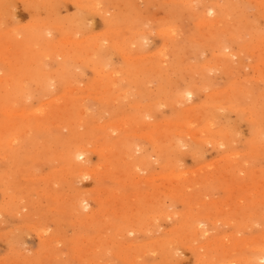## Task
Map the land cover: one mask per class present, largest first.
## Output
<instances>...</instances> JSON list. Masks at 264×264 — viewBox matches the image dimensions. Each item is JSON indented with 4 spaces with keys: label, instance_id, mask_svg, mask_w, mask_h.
<instances>
[{
    "label": "rangeland",
    "instance_id": "1",
    "mask_svg": "<svg viewBox=\"0 0 264 264\" xmlns=\"http://www.w3.org/2000/svg\"><path fill=\"white\" fill-rule=\"evenodd\" d=\"M88 2L1 0L0 264H264V0Z\"/></svg>",
    "mask_w": 264,
    "mask_h": 264
},
{
    "label": "bare ground",
    "instance_id": "2",
    "mask_svg": "<svg viewBox=\"0 0 264 264\" xmlns=\"http://www.w3.org/2000/svg\"><path fill=\"white\" fill-rule=\"evenodd\" d=\"M87 1H88V0H87ZM89 1H90V2H91V1L94 2V0H89ZM56 2H57V1H56ZM56 2H55V3H56ZM90 2H88V4H89L90 6L93 7L94 3H92V2L90 3ZM10 3H11V2H10ZM3 4H4V3H3ZM92 4H93V5H92ZM96 4H97V2H96ZM0 5H1V7H2L1 0H0ZM9 5H10V4H9ZM9 5H8L7 8H12V7H13V6L9 7ZM77 5H78V4H77ZM79 6H80V5H79ZM4 7H5V6H4ZM4 7L2 8V10L4 9ZM95 7H96V6H95ZM95 7H94V8H95ZM0 9H1V8H0ZM2 10H1V11H2ZM4 10H6V8H5ZM8 11L10 12L9 9H8ZM8 11H7V12H8ZM96 11H97V10H96ZM99 11H100V10H99ZM5 13H6V11H5ZM10 13H11V12H10ZM91 13H93V12H91ZM0 19H1V14H0ZM77 19H78V18H77ZM112 21H113V20H112ZM31 25H35V24H31ZM74 26H75V25H74ZM51 27H53V26H50V28H51ZM45 28H47V26H46ZM48 28H49V26H48ZM54 28H56V26H55ZM69 28H70V27H69ZM76 28H77V27H76ZM35 29H36V28H35ZM56 29H57V28H56ZM58 29H59V28H58ZM127 29H128V28H127ZM127 29H126V30H127ZM44 30H45V29H44ZM52 30H53V29H52ZM108 30H109V29H108ZM113 30H114V29H113ZM48 31H49V29H48ZM131 31L133 32V30H131ZM142 31H143V30H142ZM9 32H10V31H9ZM37 32H38V31H37ZM40 32H41V31H40ZM40 32H39V33H40ZM49 32H50V31H49ZM55 32H56V31H55ZM132 32H131V33H132ZM134 32H135V31H134ZM136 32L138 33L137 30H136ZM47 33H48V32H47ZM139 33H141V32H139ZM144 33H145V32H144ZM159 33H160V32H159ZM159 33H158V34H159ZM168 33H169V32H168ZM44 34H46V32H45ZM50 34H51V33H50ZM50 34H49V35H50ZM142 34H143V33H142ZM145 34H146V33H145ZM160 34H161V33H160ZM169 34H170V33H169ZM164 35H165V34H164ZM103 36H104V35H103ZM138 36H139V35H138ZM144 36H145V35H144ZM144 36H143V37H144ZM38 37H39V36H38ZM136 38H137V37H136ZM65 39H66V38H64V40H65ZM86 39H87V38H86ZM16 40H18V39H16ZM131 40H132V38H131ZM13 41H14V40H13ZM18 41H19V40H18ZM20 41H21V40H20ZM20 41H19V42H20ZM66 41H67V40H66ZM70 41H72L71 38H70ZM70 41H69V42H70ZM76 41H78V40H76ZM87 41H88V39H87ZM72 42H73V41H72ZM79 42H80V41H78V43H79ZM118 42H119V41H118ZM85 43H86V42H85ZM131 43H132V45H134L133 42H131ZM135 43H136V42H135ZM75 44L77 45V43H75ZM129 44H130V43H129ZM141 44H142V43H141ZM78 45H80V44H78ZM10 46H11V45H10ZM80 46L83 47V45H80ZM119 46H120V45H119ZM77 47H78V46H77ZM114 47H115V46H114ZM7 50H8V49H4V50H3L4 52H3V51L0 52V60H3V56H4V55H7V52H8ZM97 50H98V49H97ZM103 50H104V49H103ZM117 50H118V47H117ZM120 50H121V49H119V51H120ZM95 51H96V49H95ZM98 52H99V51H98ZM127 52H128V51H127ZM127 52H126V53H127ZM134 53H135V52H134ZM64 54H65V53H64ZM102 55H103V54H102ZM111 55H112V54H111ZM67 56H68V55H67ZM95 56H96V55H95ZM128 56H129V55H128ZM222 56L224 57V55H222ZM54 57H55V56H54ZM60 57H61V56H60ZM63 58H64V57H63ZM126 58H127V57H126ZM139 58H140V57H139ZM7 59H8V58H6L5 60H7ZM97 59H98V58H97ZM124 59H125V58H124ZM142 59H143V57H142ZM226 59H227V57H226ZM135 60H136V58H135ZM221 61H222V60H221ZM228 61H229V60H228ZM228 61L225 60V62H228ZM0 64H1V62H0ZM107 65H108V64H107ZM103 67H104V66H103ZM103 67H102V69H103ZM106 67H107V66H106ZM106 67H105V68H106ZM153 67H154V66H153ZM0 69H1V68H0ZM44 69H45V68H44ZM96 69H97V68H96ZM1 70H2V69H1ZM99 70H100V69H99ZM149 70H150V69H149ZM156 70H157V69H156ZM95 71H97V70H95ZM111 72H112V71H111ZM0 73H1V71H0ZM95 73H96V72H95ZM116 73H117V72H116ZM3 74H4V73H3ZM63 74H64V73H63ZM63 74H62V75H63ZM100 74H101V73H99V75H100ZM113 74H114V73H113ZM105 76H107V74H106ZM105 76H103V77H105ZM111 76H112V75H111ZM114 76H115V75H114ZM114 76H113V77H114ZM61 77H63V76H61ZM3 78H4V77H3ZM29 78H30V76H29ZM108 78H109V77H108ZM108 78H107V79H108ZM111 78H112V77H111ZM134 78H135V77H134ZM0 79H1V78H0ZM14 79H15V78H14ZM21 79H23V81H24V78H21ZM30 79H31V78H30ZM130 79H131V78H130ZM1 80H2V79H1ZM1 80H0V81H1ZM19 80H20V78H19ZM108 80H110V78H109ZM112 80H113V78H112ZM112 80H111V82H113ZM131 80H133V79H131ZM7 81H8V80H7ZM30 81H31V80H30ZM33 81H34V80H33ZM16 82H18V81H16ZM108 82H109V81H108ZM109 83H110V82H109ZM109 83H107V84H109ZM114 83H115V81H114ZM129 83H131V82H129ZM135 83H136V82H135ZM53 84H55V83H53ZM111 84H112V83H111ZM22 85H24V84H22ZM49 85H51V84H49ZM24 86H25V85H24ZM52 86H53V85H52ZM114 86H116V85H114ZM6 87H7V86H6ZM9 87H10V86H9ZM27 87H28V86H27ZM110 87H112V86H110ZM47 88H48V86H47ZM50 88H52V87L50 86ZM112 88H113V87H112ZM112 88H111V89H112ZM115 88H116L117 90L120 89V88L118 89L117 87H114V89H115ZM76 89H77V88H76ZM76 89H75V90H76ZM103 89H106L105 91H107V92H108V90H111V89H108L107 87H106V88H103ZM107 89H108V90H107ZM116 89H115V91H116ZM21 90H22V89H21ZM27 90H29V89H27ZM68 90H69V91H68ZM70 90H71V89H66L67 92L64 90V91L66 92V95H68V94L71 95L72 93H74V92H71ZM0 91H2V90H0ZM49 91H50V90H49ZM51 91H52V90H51ZM85 91H86V90H85ZM101 91H102V90H101ZM120 91H121V90H120ZM120 91H119V92H120ZM86 92H87V91H86ZM119 92L116 91V96L122 94V92H121V93H119ZM0 93H2V92H0ZM7 93H8V92H7ZM76 93H77V92H76ZM112 93H113V92H112ZM117 93H119V94H117ZM189 93H190V92H189ZM11 94H12V93H11ZM17 94H19V93H17ZM31 94H32V93H31ZM62 94H63V93H62ZM64 94H65V93H64ZM114 94H115V93H114ZM124 94H125V92H124ZM124 94H123V96H124ZM0 95H2V94H0ZM20 95H22V92H21ZM28 95H29V94H28ZM28 95H27V96H28ZM38 95H39V94H38ZM73 95H75V94H73ZM105 95H106V94H105ZM189 95H190V94H188V97H189ZM191 95H192V94H191ZM25 96H26V95H25ZM27 96H26L25 100L28 101ZM78 96H79V94H78ZM88 96H89V95H87V97H88ZM108 96H109V95H108ZM108 96H105V97L107 98ZM35 97H36V96H35ZM42 97H43V96H42ZM103 97H104V96H102V98H103ZM110 97H111V96H110ZM114 97H115V96H114ZM124 97H125V96H124ZM126 97H127V96H126ZM14 98H15V97H14ZM18 98H19V97H18ZM72 98H73V97H72ZM74 98H77V97H74ZM117 98H120V96H118ZM30 99H31V97H30ZM30 99H29V100H30ZM84 99H85V98H84ZM86 99H87V98H86ZM111 99H112V98H111ZM113 99H114V98H113ZM184 99H185V98H184ZM5 100H7V99H5ZM9 100H10V99H9ZM12 100H13V99H12ZM15 100H16V99H15ZM1 101H2V100H1ZM1 101H0V102H1ZM19 101H20V100H19ZM107 101H108V99H107ZM2 102H5V101H2ZM20 102H21V101H20ZM22 102H23V101H22ZM22 102H21V103H22ZM25 102H26V101H25ZM25 102H24V103H25ZM39 102H40V101H39ZM59 102H60V101H59ZM137 102H138V101H137ZM8 104H9V103H8ZM14 104H15V102H14ZM83 105H84V104H83ZM12 106H13V105H12ZM37 106H38V105H37ZM40 106H41V105L39 104V107H40ZM41 107H42V106H41ZM15 109H16V108H15ZM36 109H38V112H39V108H36ZM46 109H47V108H46ZM80 109H81V108H80ZM4 110H5V109H4ZM33 110H34V109H33ZM33 110H32V111H33ZM40 110H41V112H42V109H40ZM81 110H82V109H81ZM13 111H14V110H13ZM15 111H16V110H15ZM15 111H14V112H15ZM21 111H22V110H21ZM24 111H25V112H28L29 110H28V111L24 110ZM24 111H23V112H24ZM14 112H13V113L10 112V114H13V115H14ZM23 112H22V113H23ZM33 112H34V114L37 113V112H35V110H34ZM2 113H3V112H2ZM5 113H8V111H5ZM79 113H80V112H79ZM82 113H83V112H82ZM82 113H81V114H82ZM34 114H33V117H35ZM58 114H59V113H58ZM21 115H22V114H21ZM41 115H43V114H41ZM77 115H78V114H77ZM79 115H80V114H79ZM16 116H17V115H15V117H16ZM22 116H23V115H22ZM22 116H21V117H22ZM26 116H27V115H26ZM29 116H31V113H30ZM74 116H75V115H74ZM78 117H79V116H78ZM59 118H60V117H59ZM73 120H74V119H73ZM36 122H37V121H36ZM52 122H53V121H52ZM25 123H27V121H26ZM32 123H33V122H32ZM32 123H30V124H32ZM63 123H64V122H63ZM107 123H108V122H107ZM117 123H118V122H117ZM123 123H124V122H123ZM34 124H35V123H34ZM38 124H39V123H38ZM108 124H109V123H108ZM118 124H119V123H118ZM118 124H117V125H118ZM36 125H37V123H36ZM36 125H35V127H36ZM40 125H41V124H40ZM45 125H46V124H45ZM45 125H44V126H45ZM51 125H52V124H51ZM72 125H73V124H72ZM122 125H124V124H122ZM107 126H108V125H107ZM37 127H38V126H37ZM45 127H47V126H45ZM38 128H39V127H38ZM118 128H119V127H118ZM28 129H29V128H28ZM35 129H36V128H35ZM39 129H41V128H39ZM103 129H104V128H103ZM119 129H120V128H119ZM58 131H59V130H58ZM55 132H56V131H55ZM73 132H74V131H73ZM26 133H27V132H26ZM23 134H24V133H23ZM158 134H159V133H158ZM160 134H161V133H160ZM160 134H159V135H160ZM0 135H1V134H0ZM29 135H30V134H29ZM132 136H133V135H132ZM156 136H157V135H156ZM14 137H15V136H14ZM156 138H157V137H156ZM156 138L154 137V139H156ZM0 139H1V138H0ZM14 139H15V138H14ZM80 139H82V138H80ZM3 140H4V139H3ZM10 140H11V139H10ZM10 140H9V141H10ZM15 140H16V139H15ZM101 140H102V139H101ZM157 140H158V139H157ZM74 141H75V140H74ZM155 141H156V140H155ZM2 142H3V141H1V143H2ZM77 142H78V141H77ZM71 143H72V142H71ZM73 143H74V142H73ZM75 143H76V142H75ZM80 143H81V141H80ZM122 143H123V142H122ZM6 144H7V143H6ZM154 144H155V143H154ZM11 145H12V144H11ZM84 145H85V144H84ZM84 145H83V146H84ZM5 147H6V146H5ZM12 147H13V146H12ZM107 147H108V146H107ZM155 147H156V146H155ZM156 148H157V147H156ZM61 149H62V147H61ZM72 149H74V148H72ZM84 149H87V148H84ZM101 149L103 150L104 148H101ZM99 150H100V149H99ZM99 150H98V151H99ZM104 150H105V149H104ZM104 150H103V151H104ZM106 150H109V149L106 148ZM74 151H75V150H74ZM100 151H101V150H100ZM100 151H99V152H100ZM65 153H66V152H65ZM100 153H101V152H100ZM59 154H61V153H59ZM66 154H67V153H66ZM83 154H84V152H83L82 150H78V152H76L77 159H78L79 157L83 156ZM101 154H102V153H101ZM72 156H74V154H73ZM85 156H86V155H85ZM238 156H239V155H238ZM83 158H84V156H83ZM66 159H67V158H66ZM77 159H76V160H77ZM124 159H125V158H124ZM73 162H74V161H72V163H73ZM82 162H83V161H82ZM87 162H88V161H87ZM117 162H118V161H117ZM141 162H142V161H141ZM85 163H86V162H85ZM85 163H84L83 165H85ZM75 164H76V163H75ZM138 164H139V163H138ZM69 169H70V168H69ZM83 169H84V168H83ZM86 169H87V168H86ZM86 169H85V172H87ZM80 170H81V168L79 169V171H80ZM87 170H89V169H87ZM97 171H98V170H97ZM82 172H84V171L82 170ZM82 172H80V174H81V175H79L80 177H82V175H83ZM85 172H84V175L87 176V173L85 174ZM89 173H91V172H89ZM141 179H142V178H141ZM171 192H172V191H171ZM80 202H82V201H80ZM82 203H83V202H82ZM79 208H80V207H79ZM0 210H1V209H0ZM150 218H151V217H150ZM156 218H157V217H156ZM157 219H158V218H157ZM215 222H216V221H215ZM263 248H264V247H263ZM263 248L261 247V249H263ZM261 249H260V250H261ZM260 250H258V251H260ZM263 250H264V249H263ZM258 253H259V252H258ZM261 253H262V251H261ZM261 258H262V257H261ZM257 259H259V258H257ZM260 260L262 261L263 258L260 259ZM261 261H260V262H261ZM233 262H234V261H233ZM235 262H236V261H235ZM253 262H254V264H257L258 261H256V260L254 261V260H253ZM252 264H253V263H252Z\"/></svg>",
    "mask_w": 264,
    "mask_h": 264
}]
</instances>
